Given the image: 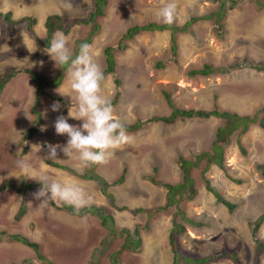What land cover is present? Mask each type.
Wrapping results in <instances>:
<instances>
[{
	"label": "rangeland",
	"instance_id": "obj_1",
	"mask_svg": "<svg viewBox=\"0 0 264 264\" xmlns=\"http://www.w3.org/2000/svg\"><path fill=\"white\" fill-rule=\"evenodd\" d=\"M237 1L233 7L230 0H177L175 26L183 27L191 18L219 12L223 2L226 16L221 26L213 20H200L186 33L178 32L177 57L158 67L159 62L172 57L171 31L143 32L130 40H124L123 35L134 26L165 24L159 9L167 0H108L104 16L88 25L75 20L91 16L95 10L93 0H71L70 9L64 6L66 0H0V76L16 72L0 102V184L10 178L20 181L25 175L16 167V161L27 159L33 166V176L47 174L57 181L79 183L92 197L90 206L106 209L117 228L112 234L98 217L73 216L56 210L51 201L41 206L33 196L37 190L25 196L28 213L16 220L22 200L7 193V197H0V231L22 234L39 243L50 263L42 261L25 244L3 241L0 264H171L174 254L169 235L174 221L183 222L180 211L209 224L203 228L186 225V232L180 236L184 254L205 256L227 250L235 252L240 262L226 258L213 264H254L256 249L249 223L264 214V128L260 125L264 114L258 111L264 108V72L253 65L264 64V7L254 0ZM7 13L17 21L26 14L36 17L35 34H27L25 24L10 34ZM53 14L60 15L69 29L68 34L57 33L68 37L73 54L78 42L92 39L93 57L103 71L107 68L105 48H115L116 73L105 76L102 94L111 100L115 115L126 126L145 123L139 130L127 131L132 142L115 150L105 164L78 167V161L66 157L60 149L57 160L44 159L47 144L67 143V135L55 132L56 118L68 117L69 108L73 114L76 112L77 96L67 72L58 89H48L59 101L50 95L40 96L37 109L43 114V123L33 138H24L36 119V84L25 71L34 70L53 79L61 69L42 44L47 33L46 17ZM207 66L212 69L209 74L198 73ZM115 77L121 80L120 88L116 87ZM165 93L180 110L218 108L251 116L257 111V123L244 135H231L226 148L229 173L242 183L230 181L215 166L207 174L225 198L237 205L234 212L229 213L206 190L200 174L207 158L201 162V170L191 171L198 191L196 198L190 201L185 197L179 206H165L166 189L155 185L151 178L164 183L183 182L179 158L194 160L200 153L211 152L217 129L225 125L224 119L216 117H183L172 124L152 121L173 113ZM54 102L61 105L59 111H52ZM68 123L80 125L82 121L68 118ZM49 161L68 170L52 167ZM85 173L98 180L81 179ZM122 176L124 182L116 184ZM129 238L141 239L139 251L127 248ZM258 238L264 240V225Z\"/></svg>",
	"mask_w": 264,
	"mask_h": 264
},
{
	"label": "clouds",
	"instance_id": "obj_2",
	"mask_svg": "<svg viewBox=\"0 0 264 264\" xmlns=\"http://www.w3.org/2000/svg\"><path fill=\"white\" fill-rule=\"evenodd\" d=\"M64 6H65V8L70 9L72 6L71 0H66V3ZM177 13H178L177 0H167V2L165 4H163L161 6V8L159 9V16L161 17V19L163 20V22L165 24H169V25H171L175 22L176 17H177ZM7 14H9V13H7ZM11 15H12V13H11ZM25 17L36 18L32 15L26 14V15H22V17L18 21L17 20H15V21L19 22L21 19H23ZM47 17H46V19H47ZM45 23H46V20H45ZM22 24H25V23H17L15 25V29L18 25H22ZM25 27H26L25 28L26 33L29 34L26 24H25ZM34 29H35V27H34ZM8 32H9V30H8ZM13 33H10V34H13ZM45 51L51 57V59L53 61H55L56 66L57 65H60V66L67 65L68 66L67 67V73H68V76L70 78V86H71L72 91H74L76 93V96H77V108H76L75 114H73V112L69 108L68 117L60 115L56 118V120L54 122L55 132L57 135H67V137H68L67 143H66V145H63V146L58 145V144L57 145L47 144L46 145L47 154L44 157V159H46V160H57L58 159L57 149H60L66 157H68V158L74 157L78 161V167H88L90 165H100V164L107 163L108 160L110 159V157L113 155L114 151L121 148L122 146H124L126 144L131 143L133 140V137L127 132L126 124L115 115V109H114L113 104L111 103V100L102 94L103 83H104L106 77H105V74H104V71H103L101 65L99 63H97L93 57L92 45L87 43V42L81 43L79 46L78 53L74 55L70 46H69L68 37L62 33H55L52 37L50 46H48L45 49ZM30 52H34V51H30ZM40 64L42 65L43 62L41 61ZM254 65H260V64H254ZM262 65H264V64H262ZM31 66L34 67L35 62H33V64H31ZM4 75L0 76V82H1V79ZM10 82H11V79L8 81V83L3 88L0 87V102H1V99L7 93L8 86H9ZM53 90H55V89H53ZM42 96H48V95H42ZM50 98H51V95H50ZM35 101H36V105L34 107H37V100H35ZM56 101H59V100H56ZM60 107H61V105L59 104V102H54L53 105L51 106L52 111H59ZM40 114L42 117V119H41L42 121L40 124V126H41L43 123V114L41 112H40ZM35 115H36V119H35L34 123L36 122L37 117H38L37 114H35ZM240 116H243V115H240ZM68 118H72L75 120L82 121V123L80 125H72V124L68 123ZM34 123H33V126H34ZM32 127L30 129H32ZM29 130H27L26 133ZM38 132H39V128L35 134H37ZM34 136L29 137L27 140L33 138ZM229 145L226 148H228ZM226 148H225V154H226ZM49 162H52V161H49ZM225 165H226V158H225ZM211 166H215V167L219 168L216 165H211ZM16 167L25 176H22L20 181H14L12 178L3 181L0 184V190H1L0 191V197L3 195L4 196L2 198L7 197V193H12V194L17 195L18 198L22 200L20 208L23 204H25L27 206V203L25 202V199L27 197L26 195L29 192L34 190V189L27 190L25 188L23 182H27V184H34V183H31L28 179H34L38 183L41 184V187L39 189H35L37 191L35 193H33L34 198L36 200L40 201L39 205H41V206H47L50 201L58 200V201L66 204L68 206H71L77 214H79L82 209L90 206L91 201H92V197L90 195H88L85 192V190L83 189V187L79 183H77L76 181L69 180V181L61 182V181L51 179L47 174H42L39 176H33L32 175V167L33 166L27 159H17ZM52 167H54V166H52ZM179 167H180V165H179ZM55 168H57V167H55ZM200 168H202V163H201V167L193 168L192 170L198 171V170H201ZM226 168H227V172L223 171L221 168H219V169L223 171L225 176L230 181L240 185L241 183H237L230 178V177H232V175L229 173V171H230L229 168L227 166H226ZM59 169H61V168H59ZM210 169H211V167H210ZM210 169H209V171H210ZM65 170H68V168L66 167ZM89 170H91V169H89ZM202 170H203V168H202ZM202 170H201V173H202ZM209 171L206 173V177L210 180L211 186L214 189L215 193L211 192L207 189L206 184L202 178V174H200V178H201L202 182L205 184L206 190L214 196V198L218 204H221L222 206L224 205L228 209L229 213L234 212V210L237 208V205L232 204L231 201L226 199L225 198L226 196L223 193H221L219 191L218 187L212 183L211 179L207 175L209 173ZM68 172H72V170L68 171ZM124 173H125V171H124ZM86 175H88V174L85 173L83 176H86ZM26 176L28 177V179ZM89 176H92V175H89ZM93 176L96 177L95 175H93ZM23 178H26V181L23 180ZM81 179L89 180V179H84L82 176H81ZM97 180L98 179H96V181ZM37 182H35V183H37ZM120 184H122V183H120ZM175 184H177V183H175ZM11 185H16L18 188H21V190L16 189V188H12ZM197 193H198V191L196 190V195H197ZM216 193L218 194V196L216 195ZM196 195L193 199H190L188 196H192L191 193L186 192L184 194L183 198L186 197V200L192 201L196 198ZM19 196L20 197L23 196V198H20ZM219 197L222 198L223 200H225L227 203L234 205L235 209L233 211H230L229 207L223 201H221ZM170 206H172V205H170ZM20 208H19V210H20ZM19 210L17 211L16 216H18ZM56 210H58V209H56ZM59 211H65V210H59ZM182 212L184 213V217H188L184 211H182ZM27 213H28V207H27ZM179 215L181 217H183L180 213H179ZM174 217L176 218V215H174ZM188 218H193V217H188ZM259 218H257L254 221H251L249 223V226L251 227L252 223L255 224ZM15 219H16V217H15ZM193 219L195 220V218H193ZM19 220H21V218ZM195 221L200 225L195 226V225H192V224H189V223H186L183 221V223L185 225V231L182 234H184L187 230L186 225L194 226V227H202V228L207 227L209 225L207 222L205 223V222H199L197 220H195ZM172 224L174 225V222ZM263 225H264V223L260 226V228L258 229V231L255 235V237L257 239H259L258 238V232L260 231V229L262 228ZM253 231H254V228L252 226L251 227V239H252V241L255 245V249H256L254 264H256V263L261 264V260L264 257V253H261V254L259 253L258 247H257V245L253 239ZM0 232H2V231H0ZM170 234H171V232H170ZM182 234H180L178 236V240H179V244H180V247H179V252H180L179 264H182V262L186 263L184 261V256L202 257V258L216 257V256H219V255L226 253V252H228L232 255H235L239 261H235V259L232 256H226V257H220L218 259L215 258L214 260H212L210 263H207V264H213V263L218 262L219 260L226 259V258H228L234 262H237V263L240 262V258L238 257V255L235 252L233 253V252H229L227 250L220 252V253H217V254H211V255H205V256L184 254L183 252H185V251L182 250V248H181L182 245L180 243V236ZM10 235H13V234H10ZM169 238H170V235H169ZM259 240L264 245V240L262 238ZM4 241H6V240H4ZM169 243H170L171 251L174 254L173 260L171 263V264H173L176 253L174 252V246L171 244V241H169ZM37 256H38V254H37Z\"/></svg>",
	"mask_w": 264,
	"mask_h": 264
},
{
	"label": "trees",
	"instance_id": "obj_3",
	"mask_svg": "<svg viewBox=\"0 0 264 264\" xmlns=\"http://www.w3.org/2000/svg\"><path fill=\"white\" fill-rule=\"evenodd\" d=\"M232 6L234 7L236 5V3H238L237 0H230ZM257 2L258 5H260V7H264V0H254ZM93 4L95 7L94 12L91 14V16L87 19V20H75L76 23L78 24H85L88 25L92 22H94V20L97 17H103L105 10L109 4L108 0H93ZM226 6V3L223 2L221 4V10L219 12H214L212 14L203 16V17H195V18H191L188 22H186V24L183 27H179V26H175V24H158L155 22H151L148 24H145L143 26H134L133 28H131L126 34L123 35V39L124 40H130L133 39L135 36H137L140 33L143 32H154V31H158V32H164V31H171V51H172V57L165 60H162L161 62H159L158 67H163L165 65H167V63L171 62L173 60L174 57H177V34L178 32L181 33H186L187 30L190 28V26H192L193 24H195L196 22L200 21V20H213L216 25L221 26V21L225 19L226 16V11L223 9ZM11 13L6 14L5 15V20L8 23V27L7 30H9L10 33L14 32L15 29V25L17 23H25L28 29V33L29 34H35V25L37 23V19L33 18V17H25L23 19H21L19 22L13 20ZM45 27L47 29V33H46V38L44 41H42V44L44 45V47H48L50 46L52 37L55 33L59 32H63L64 34H68L69 33V29L63 25V18L60 15H49L46 19V23H45ZM87 43L91 44L92 43V39H89L86 41ZM84 43V42H82ZM81 43L78 42L77 47H76V53H78L79 51V46ZM121 47L126 48V45H122ZM115 48L114 47H106L105 48V56H106V63H107V68L104 71L105 76L106 75H114L116 73V60H115V56L113 53V50ZM74 54V55H75ZM67 65L65 66H61L60 72L59 74L55 77V78H48L46 76H42L40 74H38L36 71L34 70H30L27 69L25 72L30 74L32 81L36 84V100L38 101L40 96L42 95H49L48 94V89H57L60 87V85L63 83V79H64V75L67 72ZM254 68H256L259 71H263L264 72V65L260 64V65H253ZM212 69L211 67L207 66L205 71H200L198 73H202L203 75H207L209 74V72H211ZM16 74V72H12L11 74L7 75L5 74L0 82V87L3 88L8 81ZM115 83H116V87L120 88L121 87V80L118 79V77H115ZM51 98L53 100H57L56 98H54L53 96H51ZM165 98L167 99L168 103L170 104V106L172 108H174V103L171 100V97L168 93H165ZM260 112L261 115L264 114V108L258 110ZM33 112L35 114H37V120L34 123V126L32 127V129H30L26 134H25V140L28 139L29 137H32L35 135V133L38 131V128L41 124V114L38 111L37 107L33 108ZM193 118V117H199V118H204V117H216V118H221L224 119L225 121V125L220 126L217 129L216 132V137H215V141L211 147V152H205V153H200L199 155H197L194 160H186L182 157L179 158L178 162L179 165L181 167V170L183 172V182L181 183H177V184H172V183H164L162 181H157L154 178H151V181L158 186H162L166 189V198H165V206H179L182 198L184 197V194L186 192H189L192 194V196H188L190 199H193L196 195V189H195V185H194V180L191 177V171L193 168H198L201 167V162L205 161V158H207L208 160L206 161L205 167L202 170V178L206 184V187L209 191L214 192V189L211 186L210 180L206 177V173L209 171L211 165H216L219 168H221L223 171L227 172V168L225 165V148L230 144V136L232 134H234L235 132H239L241 135L245 134L249 127L253 124L257 123V112L251 116V115H243L240 116L237 113H230L227 111H221L218 108H215L213 110L210 111H204V110H180L178 108H174L173 109V113L169 116V117H162V118H153L152 121L154 120H158V121H163L165 123L168 124H172L176 121L177 118ZM145 123L144 122H137V124H134L133 126H126L127 127V131H134V130H139L143 127ZM260 125L264 128V117L262 116V121L260 122ZM242 152L245 154V150L242 149ZM50 165L57 167V168H61V169H66V166L61 165L59 163L56 162H48ZM261 167V166H260ZM264 167V166H263ZM84 179H89V180H96L97 177L94 176H83ZM232 180H234L237 183H242V180L240 179H236V178H232L230 177ZM125 177L122 176L120 181H117L116 184H120L123 183ZM23 180L26 181V178H23ZM24 186L27 190L29 189H39L41 187L40 183H34V184H27V182H23ZM12 188H16L21 190V188H18L16 185H11ZM1 191V190H0ZM216 195L218 196V194L216 193ZM220 198V197H219ZM221 201H223L230 209V211H233L235 209V206L227 203L225 200H223L222 198H220ZM51 205L58 209V210H65L68 211L69 213H71L74 216H79V217H85L88 215H92V216H96L100 219L101 224L104 228H106L110 233H117V228L115 226L114 223V219L113 217H111L106 209H101V208H96L93 206H89L87 208H84L81 210V212L79 214H77L74 209L71 206H68L58 200H52L51 201ZM27 213V206L25 204H23L19 210L18 216H16V219L19 220L20 218H22L25 214ZM183 217H184V213L182 211L179 212ZM183 221L195 226H198L200 224H198L193 218H188V217H184ZM264 223V214L256 221L255 224H251V227L253 226L254 231H253V239L258 247L259 253H264V245L262 244V242L257 239L255 237L258 229L260 228V226ZM185 231V225L183 222H179L177 223L176 221H174V228L171 231L170 234V241L171 244L174 246V252L176 253L175 259H174V263L173 264H179V258H180V252H179V240H178V236L180 234H182ZM120 233H127L126 230H120ZM6 240L7 242H18V243H22L25 244L29 247H31L39 256V258H41L44 262L50 263V261L46 258V256L42 255L41 253V245L35 241H32L31 239H29L28 237L22 235V234H13L10 235L5 231L0 232V243L2 241ZM128 245L127 248L134 247L137 251H139L141 249V239L140 238H136V239H128ZM226 256H232L235 261H239L235 255H232L228 252L223 253L219 256L216 257H191V256H184V261L187 264H207L210 263L212 260H214L215 258L218 259L220 257H226ZM257 264V263H256Z\"/></svg>",
	"mask_w": 264,
	"mask_h": 264
},
{
	"label": "crops",
	"instance_id": "obj_4",
	"mask_svg": "<svg viewBox=\"0 0 264 264\" xmlns=\"http://www.w3.org/2000/svg\"><path fill=\"white\" fill-rule=\"evenodd\" d=\"M27 15H30V14H27Z\"/></svg>",
	"mask_w": 264,
	"mask_h": 264
}]
</instances>
